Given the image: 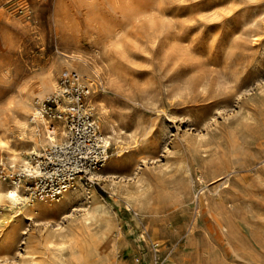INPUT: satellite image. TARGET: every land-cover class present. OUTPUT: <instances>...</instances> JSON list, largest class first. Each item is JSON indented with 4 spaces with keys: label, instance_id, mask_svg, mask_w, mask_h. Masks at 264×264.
Here are the masks:
<instances>
[{
    "label": "rangeland",
    "instance_id": "obj_1",
    "mask_svg": "<svg viewBox=\"0 0 264 264\" xmlns=\"http://www.w3.org/2000/svg\"><path fill=\"white\" fill-rule=\"evenodd\" d=\"M83 2L56 0L55 21L49 0H0V125L74 70L66 34L99 51L100 100L130 146L65 212L4 225L0 264H264V0Z\"/></svg>",
    "mask_w": 264,
    "mask_h": 264
},
{
    "label": "bare ground",
    "instance_id": "obj_2",
    "mask_svg": "<svg viewBox=\"0 0 264 264\" xmlns=\"http://www.w3.org/2000/svg\"><path fill=\"white\" fill-rule=\"evenodd\" d=\"M85 1L86 0H84V2ZM89 1H91V0H89ZM118 1H120V0H111V2H118ZM84 4H86V3H84ZM136 10H138V9H136ZM122 11L125 12V10H122ZM136 12L140 13L139 11H136ZM61 13H60L59 7L56 6L55 12L53 14L55 21H56V19L62 18ZM134 14L135 13H133V15ZM128 16H130V15H128ZM60 27L62 28V26H60V25L58 26V24H57L56 28H58V31H62V29ZM94 30H96V29H93V30L91 29L89 31V34H90L91 38L93 39V44L99 45L102 41V39H101L102 34L101 33H104V29L100 28V32L94 31ZM65 31H67V30H65ZM96 32L100 33L101 36ZM98 35L100 38L98 37ZM62 38L64 39L65 43H64L62 49L59 48V44L57 43V52H58L59 56L63 59V63L65 64L67 69L68 68L74 69L79 74L86 75V77H87L86 81H87V83L91 89V93H90V96L88 98L89 99L88 102L93 107V115H94V117L97 120V123L99 125L101 134L104 138V143L108 147V158H107V161L105 162V164L103 165V167L100 169L91 170V171L85 173L84 175L87 179L92 180V181L105 180L108 177L105 174V172L107 173L106 168L109 165L110 159L112 158V156H115L116 158L122 157L124 154L123 150L128 149L130 145H129V143H127L125 141V139H123V137H122L123 135L121 136L122 132H120V131L122 128H118L113 121L107 119L106 115H107V112L109 109L108 108L109 105H107L108 107H106L100 100V97L102 96L101 93L105 91V87H104V82H103L101 72H100V69L98 66L99 64L97 65V62L95 60V58H98V59L100 58L99 51L96 48H93L90 51V53H91L90 56L85 57V56L79 54V51L77 52L78 45H77L76 40H72V41H71V39L68 40V36L66 34L64 36H62ZM62 38H60V39H62ZM103 41L105 42V40H103ZM106 42H109V41H106ZM116 46H117V44H116ZM116 49H118V48H116ZM122 52H124V51H122ZM103 63L101 65H103ZM111 70L114 71V69H111ZM102 71H103V69H102ZM114 73H115V71H114ZM49 76H50V78L47 77L48 78V80H47L48 85H49V87L54 89L57 85V80L55 79L56 75L49 72ZM44 79H45V77H44ZM110 85H112V84H110ZM41 86L43 87V85H41ZM41 86H40V88H41ZM105 86H107V82H106ZM181 86H183V85H181ZM49 87H48V89H46V93H43L42 90L40 91V93L41 92L43 93L42 96L44 94H47V90L51 89ZM36 93H38V92H36ZM40 95L38 98L41 97ZM20 97H21V95H20ZM107 104H109V102ZM16 106H17V104H16ZM38 111L39 110L36 107V105L34 104V101H32L30 99V97H28L26 95V97H22L20 99V102L18 104V108H14L13 110H11L9 116L6 115L5 122H3L0 125V164L7 163V164L12 165L11 167L17 166L24 173L25 172L39 173V168H40L39 160L35 159V161H33L31 158L28 157L27 154L31 153V154L40 155L41 151H43V149H45L49 146H52L58 140H60V141L63 140V138L66 134L63 124L60 121L55 120L53 118L39 116ZM32 114L34 117H38L37 120L31 121L29 119V117L27 115H32ZM108 114H109V112H108ZM127 119H125L124 121H126ZM112 120L115 121V118L113 117ZM124 133L126 134V132H124ZM136 141H137V139H136ZM136 141H133V143ZM137 143H139V142H137ZM130 144H131V142H130ZM138 146H139V144H138ZM133 147H136V146H133ZM40 148H42V149H40ZM203 149H205V148H203ZM84 175L77 176L75 178L72 186L66 192L62 193L61 196L54 201L51 199H47V198H33L31 195L29 187H27V185L25 186V184L23 185L22 181L20 182L17 179H11V180L3 182V181H1L2 180L1 179L0 180V208H2V209L0 210V232H3V230H5L4 225L11 224V223L17 221L21 216H24V215L30 216L31 213H35L38 215L39 214L51 215V214H60V213L65 212V210L67 209V206H69L70 202L74 198H76V196L78 197L79 191L83 192L85 190H87V191L92 190L89 188V185H87L86 180L84 178ZM93 198H94V195H93ZM75 201L73 200L74 203H75ZM52 202H57V205L53 204ZM30 205L32 207L28 208V206H30ZM202 205H203V202H202ZM103 208H104V206L102 204L94 202V205H93L91 210L93 212H99ZM190 222H191V219H190ZM217 228H219L220 232H224L227 230V227L221 223L218 225ZM15 234H16L15 230L12 229L11 232L4 233V237L6 239L11 240L14 238ZM228 248H229V246H228ZM239 250H240V248H239ZM234 251H236V249ZM235 254H237V252ZM215 256H216V254H215ZM217 257H219L218 254H217ZM253 263L256 264V262H253Z\"/></svg>",
    "mask_w": 264,
    "mask_h": 264
},
{
    "label": "built area",
    "instance_id": "obj_3",
    "mask_svg": "<svg viewBox=\"0 0 264 264\" xmlns=\"http://www.w3.org/2000/svg\"><path fill=\"white\" fill-rule=\"evenodd\" d=\"M90 93L86 77L70 70L59 76L51 92L34 101L39 116L60 121L66 134L62 141L43 149L40 155L30 153L34 161L39 160V173H16L18 181L31 182L33 198L56 200L77 176L100 169L107 161L108 147L88 102ZM37 118L32 114L29 119ZM1 178L5 179L2 170Z\"/></svg>",
    "mask_w": 264,
    "mask_h": 264
},
{
    "label": "snow or ice",
    "instance_id": "obj_4",
    "mask_svg": "<svg viewBox=\"0 0 264 264\" xmlns=\"http://www.w3.org/2000/svg\"><path fill=\"white\" fill-rule=\"evenodd\" d=\"M55 3H56V0H49V7H50V11L52 14H54L55 12ZM45 26H47V23ZM53 27H54V22H53Z\"/></svg>",
    "mask_w": 264,
    "mask_h": 264
}]
</instances>
